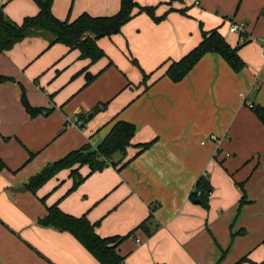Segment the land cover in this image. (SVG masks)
<instances>
[{
	"label": "crops",
	"instance_id": "1",
	"mask_svg": "<svg viewBox=\"0 0 264 264\" xmlns=\"http://www.w3.org/2000/svg\"><path fill=\"white\" fill-rule=\"evenodd\" d=\"M136 1L157 6V16L167 12L165 19L134 16L120 33L98 40L106 57L95 63L61 43L50 45L46 35H29L0 54V75L14 79L0 82V157L6 164L0 172V264H100L70 233L37 223L54 203L98 222L95 231L103 237L125 236L151 215V234L137 228L119 245L124 264L264 262V125L241 97L264 108V0ZM2 4L16 24L38 12L33 0ZM119 5L54 0L52 13L62 20L84 12L108 16ZM231 22L245 23L240 71L206 53L181 81L162 75L165 60H178L199 43V23L217 28L235 47L240 38L229 31ZM128 56L154 72L145 91L136 87L140 76ZM86 73L99 74L86 85ZM21 86L32 106L51 111L30 116ZM103 102L107 107L93 114ZM75 116L83 126L67 125ZM112 118L135 125L133 145L154 143L140 153L129 147L127 164L88 175L70 193L69 169L35 194L21 188L70 151L95 147ZM210 134L220 142L206 140ZM79 172L86 175L88 167ZM201 176L212 186L207 210L189 199ZM240 184L246 196L241 206Z\"/></svg>",
	"mask_w": 264,
	"mask_h": 264
},
{
	"label": "trees",
	"instance_id": "2",
	"mask_svg": "<svg viewBox=\"0 0 264 264\" xmlns=\"http://www.w3.org/2000/svg\"><path fill=\"white\" fill-rule=\"evenodd\" d=\"M33 1L38 7L37 14L24 17L20 24L12 22L4 14V4L0 6V54L11 49L16 43L29 35H46L50 37V45L61 43L70 50H78L80 58L89 59L91 63H95L101 58L106 57L105 52L98 45V40L110 38L112 35L120 33L122 27L138 14L144 13L156 23L164 20L167 15L166 12L157 16L155 14L157 6H143L136 0H120L118 11L112 15L92 16L84 12L73 20L69 18L62 20L52 13V4L54 0ZM179 12L185 14L186 9H180ZM199 28L201 40L198 44L191 48L180 59L165 60L159 66V68L165 67L162 74L163 76H167L174 82L181 81L206 53L218 54L236 72L245 67L244 61L238 55V49L243 44L247 43L246 40L232 47L219 33L217 28L204 30L201 23H199ZM128 59L130 61V66L135 69L140 76V81L136 87H142L145 91L150 86L148 82L151 80L154 72L147 73L144 71L135 58L128 56ZM112 64V61L109 60L107 66H111ZM98 74L93 75L86 73V85L91 83ZM5 81H14V79L12 77L0 75V82ZM21 91V103L30 116L33 117L39 114H46L51 111V107L42 108L32 106L22 86ZM108 103L109 102L101 103L92 113L94 114L100 111L101 108L104 110ZM253 111L258 120L264 125V108L257 105L254 106ZM108 123H111L109 131L95 147L87 143L79 149L70 151L62 158L46 165L41 171L30 177L21 188L35 193L57 173L69 169L72 185L67 193H70L76 189L88 175L97 171H102L109 165L116 167L120 164V166L127 164L132 159L125 160L129 147L138 148V153H140L148 149L155 141L151 140L133 145L131 141L136 132V127L133 123L123 120H114V118L108 121ZM81 126L83 125L81 124ZM83 166L88 167V173L86 175H81L79 172ZM5 167L6 164L0 157V172ZM239 186L243 191L239 199V206H241L246 202V196L243 186L241 184ZM211 193L212 186L209 179L206 176H201L190 193L189 199L207 210L209 208ZM41 201L43 202L44 198H42ZM151 217V215L148 216L146 220L141 222L134 230L130 231L125 236L115 235L103 237L95 231L98 222L91 223L85 214L74 216L65 213L58 207L57 203H54L46 207L45 215L38 219L37 223L43 227L70 233L100 264H124V256L119 252V245L124 239L132 235L137 228H143L146 230V234H151L149 228ZM245 259L244 257L237 263L245 261ZM262 264H264V262Z\"/></svg>",
	"mask_w": 264,
	"mask_h": 264
},
{
	"label": "built area",
	"instance_id": "3",
	"mask_svg": "<svg viewBox=\"0 0 264 264\" xmlns=\"http://www.w3.org/2000/svg\"><path fill=\"white\" fill-rule=\"evenodd\" d=\"M244 29H245V23L243 22H231L229 24V31L232 33H237L239 34V40L240 42H244L246 40L245 34H244ZM262 57L264 58V50L262 51ZM241 97L243 99L244 104H246V106L250 109L253 110L254 108V104L253 102L249 99L248 95L245 94H241ZM81 125V120L78 116H75L72 120H68L67 125ZM206 140L212 141V142H216L219 143L220 142V138L214 134H210ZM205 143V140L202 141V144Z\"/></svg>",
	"mask_w": 264,
	"mask_h": 264
},
{
	"label": "rangeland",
	"instance_id": "4",
	"mask_svg": "<svg viewBox=\"0 0 264 264\" xmlns=\"http://www.w3.org/2000/svg\"><path fill=\"white\" fill-rule=\"evenodd\" d=\"M103 103H105V102H103ZM106 107H107V106H106ZM249 109H250V108H249ZM31 193H32V192H31ZM35 193H36V192H35ZM35 193H33V194H35ZM41 199H42V198H41ZM41 199H39V200H40V202H41V203H44V201L42 202V201H41Z\"/></svg>",
	"mask_w": 264,
	"mask_h": 264
},
{
	"label": "water",
	"instance_id": "5",
	"mask_svg": "<svg viewBox=\"0 0 264 264\" xmlns=\"http://www.w3.org/2000/svg\"><path fill=\"white\" fill-rule=\"evenodd\" d=\"M198 202V201H197Z\"/></svg>",
	"mask_w": 264,
	"mask_h": 264
}]
</instances>
